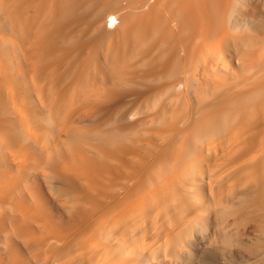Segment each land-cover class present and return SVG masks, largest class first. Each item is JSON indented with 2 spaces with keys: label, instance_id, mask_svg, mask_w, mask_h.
<instances>
[{
  "label": "bare ground",
  "instance_id": "6f19581e",
  "mask_svg": "<svg viewBox=\"0 0 264 264\" xmlns=\"http://www.w3.org/2000/svg\"><path fill=\"white\" fill-rule=\"evenodd\" d=\"M218 254L264 264V0H0V264Z\"/></svg>",
  "mask_w": 264,
  "mask_h": 264
},
{
  "label": "rangeland",
  "instance_id": "374dc122",
  "mask_svg": "<svg viewBox=\"0 0 264 264\" xmlns=\"http://www.w3.org/2000/svg\"><path fill=\"white\" fill-rule=\"evenodd\" d=\"M99 13L100 12H94V13H90L88 15V20L93 23V29L91 30V32H89V35H94V34L99 35L101 33L102 29H107L108 31L110 30L111 32H113L114 29L116 27H118V25H119V19H114L112 21L111 20L110 21H104L100 17ZM94 29H96V30H94ZM132 102H133V98L127 97L121 102L120 106L129 105ZM49 207L51 208V211L55 214V216L61 215V211L62 210L59 208V206L55 202L50 201L49 202ZM197 250L208 252V251H210V248H209L208 245H206L205 247L200 245V246H198ZM237 259L238 258L234 257V256L233 257H231V256H222V255L218 254L214 258V260L210 259V262L208 264H232V262H238L239 260H237Z\"/></svg>",
  "mask_w": 264,
  "mask_h": 264
}]
</instances>
